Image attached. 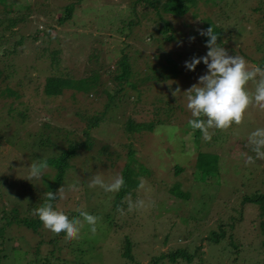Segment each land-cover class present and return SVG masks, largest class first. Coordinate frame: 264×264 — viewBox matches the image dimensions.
<instances>
[{
	"label": "rangeland",
	"instance_id": "obj_1",
	"mask_svg": "<svg viewBox=\"0 0 264 264\" xmlns=\"http://www.w3.org/2000/svg\"><path fill=\"white\" fill-rule=\"evenodd\" d=\"M69 1L72 0H8L12 10L6 15L22 18L6 28L1 26L4 20L0 23V88L8 86L17 89L19 94L16 100L0 97V208L4 207L5 212L12 215V203L27 207L38 202L42 198L40 191L52 180L54 168L49 166L41 179L29 180V166L42 157L57 154L68 143L84 138L80 133L83 122L75 114L82 108V94L73 92L70 97L68 89L59 96H46L41 91L44 77L67 71L70 76L80 77L89 69L110 66L119 55V49L128 44L125 51L133 55L132 50L136 49L138 62L156 61V65L163 64L168 68L173 65L176 73L155 82L141 101L134 104V109L129 108L131 101L127 100L116 109L100 114L102 119L91 129L90 149L74 151L55 191L63 187L64 198L57 197L54 208L70 216L69 219L81 220L80 238L68 240L65 233L56 235L41 224L39 237L44 242L48 237L55 240L50 246L41 243L38 254L48 255L50 248L55 249L57 258H51L50 264H148L152 255L182 246L187 241L190 248L195 246V234H205L208 226L215 228L218 215L224 212L222 206L229 205L235 206L237 211L241 208L243 222L238 225L237 234L246 242L252 241L253 246L247 250L241 244L236 255L229 253L225 245L221 244L225 249L206 245L202 248L203 264H252L257 259L264 264V245L259 253L252 250L261 246L263 234L259 222L264 223V212L258 216L255 205L239 206L243 194L250 195L254 190L264 193V159L256 158L248 141L251 132L264 128V110L250 107L244 122L227 131L210 129L215 133L210 144L203 138L197 139V149L217 155V173L206 182L197 173V149L189 140L191 135L181 134L188 129L192 117L187 108L186 91L208 72L203 61L195 71L185 67L186 61L207 54L200 30L215 24L222 34L219 44L229 55L243 56L250 67L264 68V0H182L187 5L182 15H162L171 25V30L164 33L166 36L172 34L169 40L163 38L160 31L155 32L160 20L151 21L146 30L152 29L157 40L152 34L148 40L136 33L139 28L132 29L129 34L125 28L117 30L124 26L119 19L131 0H80L73 6L69 18L57 22V17L63 16L61 6ZM19 37L21 42L17 43ZM191 37L195 39L190 40ZM167 58L171 62H167ZM248 88L254 91L255 83L250 82ZM152 94H161L164 100L150 104ZM10 102L18 114L23 112L22 120L15 113L7 114ZM102 102L103 97H99L94 102H86L85 108L90 112L100 108ZM154 106H157L156 114L153 113ZM127 114L137 121L152 118L159 121L154 131L133 136V156L144 163L145 168L139 169L143 177L138 176L135 196L127 195L121 199L124 203L120 207L124 210L122 215L118 211L119 204H112L114 193L105 192L99 186L89 187V184L98 174L106 183L120 174L126 162V143L130 140V135L126 136L122 130ZM229 135L246 140L249 150L246 145V151L234 147L238 152L230 149L227 152L232 145L216 143ZM247 156H252L255 163L247 164ZM175 165L181 170L176 172ZM73 185L78 190H72ZM175 186L186 193V200L180 198L182 202L178 204H174V195L167 190ZM129 197L134 203L143 200L145 206L129 212ZM208 205L214 206L204 219L205 224L196 225L198 232L195 225L187 227L185 219L193 213H207ZM80 211L100 218L95 234L91 233ZM17 215L32 216V211L23 214L18 208ZM122 236L130 240L132 262H125L119 255ZM37 239L29 228L14 222L6 224L0 218V264H39L44 261L34 256ZM240 242H243L241 238ZM197 260L194 257L190 264ZM162 264L185 263H170L163 259Z\"/></svg>",
	"mask_w": 264,
	"mask_h": 264
},
{
	"label": "trees",
	"instance_id": "obj_2",
	"mask_svg": "<svg viewBox=\"0 0 264 264\" xmlns=\"http://www.w3.org/2000/svg\"><path fill=\"white\" fill-rule=\"evenodd\" d=\"M80 0H72L69 1L61 6V12L63 13V16L60 17V15L57 17V22L60 20L69 18L73 10V6L77 5ZM187 9V5L184 4L182 0H131L130 5L126 12L120 17L119 22L121 26L117 30H122L121 28H125L126 33L129 34L130 32H133L132 29H138L136 33L140 35H144L149 40V35L152 34L153 36H157L155 33H153V30L151 29L147 30V27L149 26V23L151 21H159L160 20V26H157V30L155 32H159L160 34H163L162 37L169 40L171 38V35H165L164 33L171 30V25L168 22L166 18H164L162 15L165 14L168 16H176L179 17L182 15ZM12 10V4L8 3V0H0V23L4 20L5 23L1 26L3 28H6L7 26L13 24L14 22H18L21 20L22 17L13 16L8 17L6 14ZM22 13V12H21ZM24 14V13H22ZM149 14V15H148ZM7 16V17H6ZM125 23V24H124ZM210 26H213L214 31L221 34V30L219 27H216L215 24H211ZM128 27V28H126ZM209 37L207 36H201V41L204 43H207ZM21 42V38L19 37L17 40V43ZM218 44L220 43V37L218 39ZM128 45V44H127ZM126 44H124L119 49V55L115 59L112 60V64L109 66L108 64L105 65L104 68L98 67L95 70H87L86 75H82L80 77H73L70 76L66 72H63L62 74H48L44 77V82L42 86V93L46 96H59L63 94L64 91L70 90V97L73 94V92H80L82 94L81 101L84 103L82 104V108L80 111H76L75 114L79 117V120L83 122V126L80 129V133L83 135L82 140L73 141L68 143L65 147L61 148L60 151L57 154H54L52 156L42 157L38 160L37 163H39L42 160H47L48 165L54 168V172L52 174V180L51 182L44 185L43 190L40 191L42 194V198L38 200L36 203H31L30 206L24 207L25 205H21L19 203H12L14 204L13 207H11L10 212L12 215L7 212H5V208H0V218L3 219L4 223L8 224L11 222L21 224L25 226L26 228H29L31 232L35 233L36 236H38V239L35 243L34 251L36 255L35 259L39 260L40 258L44 259V261H41L39 264H50L51 258H57V253L54 252L55 249H49L48 255L47 253L38 254V247L41 243L44 241L39 236L38 230L41 226L42 222L39 220L38 216L35 215V209L40 207L46 200L45 193L47 191H52L55 193L57 187L60 185L63 173L65 168L67 167L68 163L67 160L73 155L74 151L78 148L81 149H90V138L92 137V128L97 126V123L99 120H101L100 114L105 113L107 110H110L111 108H117L121 102L125 101H131V104L129 105V108L134 109V104L137 101H141V98L145 94V92H148L153 86H155V82H157L160 79H165L167 77H170L172 75H175V70L173 65H171L169 68L166 65L158 64L156 65L155 62H146L144 61H137V56H139L136 52L137 50L133 48L132 53L135 54H129L130 51H125V47H127ZM53 53L55 51H52ZM53 58V56L51 57ZM139 58V57H138ZM167 62H171L169 58L166 60ZM144 63V64H143ZM100 69V70H99ZM126 91H128V95L126 94ZM19 94L17 93V89L10 88L8 86H3L0 88V97H10L14 100H16L17 96ZM153 95V94H152ZM99 97H103V102L100 104V108H95L88 112L87 108H85L86 102H94ZM128 98V99H127ZM164 97L161 96V94L153 95L152 98L149 100L150 104L162 101ZM13 102V101H12ZM158 106V105H157ZM154 106L153 113L156 114L155 110L156 107ZM171 106V105H170ZM132 110V109H131ZM7 114L10 115L12 113H15L19 120H22L23 112H20L18 114V111L14 110L13 106L10 105L6 110ZM17 112V113H16ZM191 117L190 119H192ZM159 119L158 118H152L148 119L146 121L144 120H136L133 116L127 114L125 117L123 124H122V130L126 134V136L130 135V140L126 143V149H127V155H126V162L123 165L120 174L123 175L125 180V186L118 192L114 193L113 195V203L112 204H119V208L124 205L123 201L121 199L123 196L129 195L130 197L134 195V190L138 185V176L143 177L141 169L142 163L137 159V157H134V151H135V144L133 142V136L140 135L144 132H152L155 129L156 124H158ZM188 129L184 130L181 134L185 136L186 134H190L191 137H189V140L192 145L197 149L196 141L197 139H202V133L199 130H193L187 124ZM91 133V134H90ZM217 134V133H216ZM221 135V134H217ZM230 136V135H229ZM221 137V136H220ZM234 137H236L234 139ZM184 138V137H183ZM42 140V139H40ZM183 142V140L181 139ZM222 141V142H221ZM221 141H218L216 143H219L220 145L223 144H230L232 145L231 148H226L227 152H229V149L233 152L237 150L234 149V147H237L238 149H241L243 151H246V148L244 146L248 145L246 140H242L239 136H230L228 138L222 139ZM249 141V139H248ZM45 142V141H44ZM47 143L49 140L46 141ZM42 143V142H40ZM212 141H206V144H210ZM227 144V145H228ZM248 145V150H249ZM132 156V157H131ZM128 158V159H127ZM196 165H197V173L200 174L201 179L210 180L211 178H214V176L217 173V155L213 153H209V151H203L200 149H197L196 151ZM142 166V167H141ZM175 171L178 172L181 170L180 166L175 165ZM145 168V167H144ZM140 171V172H139ZM211 176V177H210ZM171 195H174L175 202L174 204H178L179 202H182V200H186V193L180 192L178 190L177 186L175 188H168L167 189ZM135 196V195H134ZM180 198H183L182 200ZM172 199V197H171ZM216 199L215 201H217ZM238 202V201H237ZM55 202L53 201V205ZM194 204V203H192ZM227 204V202H226ZM242 204H249V205H255L258 208V216H262L264 212V193H260L257 190H254L250 195L243 194L241 196L239 206ZM19 205V206H18ZM228 205V204H227ZM164 206H167L164 205ZM211 206L214 205H208L206 208L207 213H203L201 215L193 213L192 216H189L187 219V227L190 225H195V230L197 231L196 225L201 223L205 224L204 219L208 217L209 211ZM224 207L223 214L218 215V218L216 220V227L210 228L208 226L207 231L205 234L201 235L200 233H196V240L197 244L195 246L189 247L190 242H186L184 245L169 249L166 252H160L157 255H152L149 258L148 264H162V260L166 259L170 263H178V261H183L185 264H190L192 262V259L195 257L197 262L195 264H203L202 262V248L206 245L214 244L218 245L220 248L225 249V245L227 249L229 250V253L236 254L240 252V245H245L244 248L247 250H250L249 247L253 246V242L242 239L241 235L237 234V228L238 225L241 224L243 221L242 215H241V208H238L239 211H237L236 207L234 206H222ZM18 208L20 211H22L23 214L28 213L29 211H32V216H26V215H17ZM194 209V206H193ZM198 212V211H197ZM70 218V216H68ZM199 218V219H198ZM186 222V221H185ZM193 223V224H191ZM261 232L263 234V239L260 242L259 248H253V251L260 252V248L263 249L262 245H264V223L259 222ZM236 227V230H235ZM226 230L228 233H226ZM235 230V233L234 231ZM190 232V231H189ZM198 232V231H197ZM191 233V232H190ZM63 234V233H61ZM194 235V236H195ZM240 238L243 241L240 242ZM55 238L48 237L45 240V244L50 246L51 242H53ZM222 244V245H221ZM217 246V247H218ZM53 247V246H52ZM130 240L127 236H122V243L121 248L119 251V255L124 259L125 262H132L133 256L130 254ZM57 248V247H56ZM119 250V248H118ZM46 255V256H45ZM233 255L234 258L237 256ZM261 255V254H260ZM47 256L49 257V261H46ZM249 257V256H248ZM250 259L252 257H249ZM237 259V258H236ZM234 260V259H233ZM39 262V261H38ZM241 264H245L244 262H241ZM247 264H250L247 263ZM252 264H262L259 259L253 260Z\"/></svg>",
	"mask_w": 264,
	"mask_h": 264
},
{
	"label": "clouds",
	"instance_id": "obj_3",
	"mask_svg": "<svg viewBox=\"0 0 264 264\" xmlns=\"http://www.w3.org/2000/svg\"><path fill=\"white\" fill-rule=\"evenodd\" d=\"M200 35L209 37L206 43L207 54L186 61L185 67L195 71L197 65L203 61L208 72L199 77L198 84L186 91L187 108L193 117L188 124L194 131L199 130L205 141L210 142L215 134L210 132V129L227 131L233 125L239 126L244 122L250 107L264 110V68L256 65L250 67L243 56L229 55L227 50L218 44L220 33L215 32L213 26L200 30ZM194 39V37L190 38V40ZM250 82L255 83L254 91L248 88ZM178 91L177 89L176 92ZM249 143L256 158L264 159V128H257L251 132ZM246 163L253 164L255 160L252 156H247ZM48 167L47 160L32 163L29 166V180L41 179ZM96 186L103 188L105 192L118 193L125 186V180L122 174H118L110 183H106L98 174L89 184V187ZM71 187L74 191L78 190L75 185ZM45 196V202L35 209L34 213L43 227L56 235L65 233L68 240L79 239L83 227L81 220L69 219L63 211L55 209L53 205L57 197L64 198L63 187H60L56 193L47 191ZM127 204L129 212L145 206L143 200L134 203L130 197L127 199ZM118 211L124 214L122 208ZM80 216L90 226L91 233L95 234L100 218L86 211H80Z\"/></svg>",
	"mask_w": 264,
	"mask_h": 264
}]
</instances>
